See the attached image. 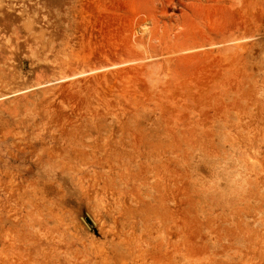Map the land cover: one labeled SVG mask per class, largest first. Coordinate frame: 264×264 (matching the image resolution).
Here are the masks:
<instances>
[{"label":"rangeland","instance_id":"374dc122","mask_svg":"<svg viewBox=\"0 0 264 264\" xmlns=\"http://www.w3.org/2000/svg\"><path fill=\"white\" fill-rule=\"evenodd\" d=\"M0 264H264V0H0Z\"/></svg>","mask_w":264,"mask_h":264},{"label":"bare ground","instance_id":"6f19581e","mask_svg":"<svg viewBox=\"0 0 264 264\" xmlns=\"http://www.w3.org/2000/svg\"><path fill=\"white\" fill-rule=\"evenodd\" d=\"M23 23V22H22ZM24 28L27 30V31H29V32H32L31 30H33L34 29V25H32V23H25L24 24ZM142 28H144V27H142ZM146 28V27H145ZM38 39V38H37ZM6 40H10L9 39V37L6 39ZM46 40V39H45ZM39 46V45H38ZM35 47V46H34ZM12 48H14V46H12ZM147 49H148V47H147ZM147 51V50H146ZM14 55V54H13ZM12 55V56H13ZM33 55V59H38L39 61H41L42 60V58H40V54H39V51H36L35 50V48H31V56ZM145 59V58H144ZM150 59H152V58H150ZM130 62H132L133 63V61H126V62H122V63H114V64H110V65H107V66H102V67H98V68H92V69H90V70H82V71H78V72H75V73H72V74H64V73H56V74H54V77L52 78V79H49V80H47V81H45V82H49V81H54V80H60V81H68V82H70L69 80H72V79H75V78H77V77H80V76H84V75H87V74H90V73H94V72H98V71H102V70H107V69H110V68H117V67H121V66H123V65H126V64H128V63H130ZM2 72V71H1ZM117 72V71H116ZM2 73H4V72H2ZM76 81V80H75ZM75 81L74 80H72V82H70V84H69V87L70 86H73L74 87V84H75ZM79 81V80H78ZM67 82V83H68ZM36 84H40V83H38V82H36ZM126 84V83H125ZM76 85H78L77 83H76ZM126 86V85H125ZM66 87H68V86H66ZM72 87V88H73ZM76 87V86H75ZM123 87V86H122ZM127 87V86H126ZM125 87V88H126ZM124 89V88H123ZM126 90H127V88H126ZM126 92V91H125ZM127 95V94H126ZM102 98V97H101ZM117 98V97H116ZM120 99V98H119ZM100 100V99H99ZM125 103V102H124ZM113 104V103H112ZM111 104V105H112ZM116 104V103H115ZM123 104V103H122ZM125 104H127V103H125ZM110 104H109V102L108 101H104L103 100V102L101 101V102H99V104H97V106H100V107H102L103 108V111L105 112V111H107L106 109H108L107 107L109 106ZM126 108V107H125ZM101 109V108H100ZM99 109V110H100ZM127 109V108H126ZM125 109V110H126ZM102 110V109H101ZM109 110V109H108ZM93 111H95L96 112V110H93ZM101 112L100 111V113H102V115H103V113L104 112ZM99 112H98V114H100ZM107 113V112H106ZM91 114H95V113H91ZM105 114V113H104ZM46 124H47V122H46ZM42 125H43V123H42ZM71 126V125H70ZM77 127V126H76ZM69 129V128H68ZM75 131V130H74ZM70 135V134H69ZM85 138V137H84ZM68 142H70L69 140H68ZM72 143V142H71ZM74 143V142H73ZM74 145V144H73ZM80 144H75V146H79ZM79 147H82L81 145L79 146ZM84 147V146H83ZM86 147V146H85ZM84 147V148H85ZM73 149V148H72ZM74 150V149H73Z\"/></svg>","mask_w":264,"mask_h":264}]
</instances>
